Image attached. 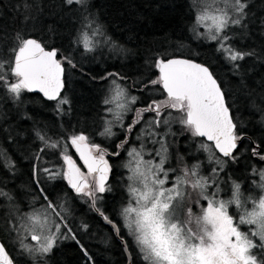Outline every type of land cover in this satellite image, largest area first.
<instances>
[{
    "label": "trees",
    "instance_id": "obj_1",
    "mask_svg": "<svg viewBox=\"0 0 264 264\" xmlns=\"http://www.w3.org/2000/svg\"><path fill=\"white\" fill-rule=\"evenodd\" d=\"M247 2L249 15L241 25H230L227 30L229 43L238 51L254 50L257 56L236 62L240 68L235 69L234 62L226 58L228 53L217 50V42L197 33L193 0H85L84 4L73 5H67L65 0H0V55L15 46L14 37L20 34L39 40L47 49H59L57 59L67 56L72 61L63 64L61 96L67 97L69 103L59 110L55 100L27 90L16 98L0 84V190L7 193L0 196V241L13 264H126L127 253L130 264H147L121 225L120 211L129 186L123 166L125 151L138 142L139 129H144L155 114L144 113L131 134L125 129L136 118V109L146 107L152 100L166 99L162 86L149 83L158 77L154 66L158 58L182 56L209 67L221 83L237 123V134L244 136L233 150V159L219 155L211 143L175 123L165 140L170 160L164 167L177 171L179 165L181 169L198 165V176L208 181L211 176L209 186L224 185L220 196L229 197L234 184L240 185L245 196L256 194L254 172L264 169V0ZM89 21L94 23L90 25ZM87 36L92 39L90 51L84 48ZM108 73L118 76L108 77ZM7 79L15 82L12 76ZM113 79L126 95L138 99L129 105L131 111L121 126L113 128V135H102L113 102L106 105L104 101L111 89L110 97L115 95L109 87ZM169 112L172 114V109L164 110L162 121ZM163 129L161 123L159 133ZM37 132L58 146L45 148ZM80 133L88 137L89 146L100 145L111 153H120L110 159L106 187L111 191L99 194L95 207L119 228L126 251L111 227L94 211L89 197L69 188L62 176L49 179L42 171H62L65 154L78 162L69 138ZM126 138L128 142L117 148ZM253 148L260 155H254ZM39 188H44L48 199L57 205L63 227L52 252L31 260L20 246L19 232L9 231L6 225L17 224L16 218L24 210L46 208Z\"/></svg>",
    "mask_w": 264,
    "mask_h": 264
},
{
    "label": "snow or ice",
    "instance_id": "obj_2",
    "mask_svg": "<svg viewBox=\"0 0 264 264\" xmlns=\"http://www.w3.org/2000/svg\"><path fill=\"white\" fill-rule=\"evenodd\" d=\"M65 3L84 4L85 0H65ZM219 3L223 4V7H220L216 0L207 4L197 16V22L205 24L208 37L219 45L217 50L228 53L226 58L234 62L233 68L239 69L240 64L236 62L244 60L245 57L257 56V53L254 50L243 52L234 49L229 43L231 37L227 30L230 25L242 24L244 17L249 15L247 11L249 5L247 0H219ZM92 23L94 21H89L90 25ZM261 24L264 25V19L261 20ZM244 27L247 25L244 24ZM14 40L15 46L0 55V84L16 98L20 97L23 90L36 91L42 93L48 100L57 101L58 110L62 105L68 104L67 97L61 96L64 88L63 64L65 62L72 64V61L67 56L57 59L59 49L48 50L44 44L31 36L16 34ZM84 48L91 50L87 38L84 40ZM154 66L159 70V76L149 83L162 86L166 99L152 100L146 107L136 109V118L127 126L126 131L131 134L144 113L155 114L148 122L150 126L158 127L161 123L169 125L171 112L163 121L162 113L165 109L176 110L182 114L179 123L190 129L193 136L206 137L223 156L235 159L233 150L237 149V142L243 140L244 136L243 133L237 134V123L234 122L221 83L209 67L192 59L181 58H158ZM8 76L14 77L15 82L9 83ZM114 76L118 74L108 73V77ZM112 85L115 97L106 98L104 103L110 104L113 99L123 100L117 104L115 110L117 121L122 122V112L130 111L129 105L135 104L138 98L127 97L126 90L116 79L112 80ZM108 111L112 112L114 109L110 107ZM110 124L111 122L102 135H113ZM37 137L44 143L45 148L58 146L57 142L50 143L39 132ZM69 139L79 153L87 173L81 172L73 158L66 154L63 155L66 170L53 171L44 168L42 171L49 179L62 176L77 194L89 197L95 208L99 194L111 191L106 187L111 168L105 159V150L99 145L89 146L86 143L88 137L83 133L74 134ZM127 142L126 138L117 145V148H122ZM158 142L162 145L161 150L156 153L160 157L158 163L145 161L142 153L135 148L127 153L131 158L126 165L131 172L128 177L131 182L128 188L131 200L128 206L122 209L121 215L124 227L134 236L135 243L143 254V261L147 264H264V252L259 258L251 254L254 248L264 249V198L255 203L251 212L246 211L244 215L239 216L238 222H234L233 216L228 213V206L233 203L238 207L242 206L240 185L234 184L232 200H217L215 196L219 188L211 196L206 194L208 178L199 177L198 165H194L191 171L185 168L182 176H176L171 186H166L169 183V173H175L176 170H165L167 149L164 147L163 139ZM201 147L210 150L207 145L202 144ZM93 150L98 155H93ZM40 151L43 152L44 149ZM252 151L254 155H260L256 148ZM112 155L119 156L120 153L115 152ZM35 158L40 157L37 155ZM261 159H264V156H261ZM261 175L264 176V173ZM88 176L93 177L91 182ZM39 183L37 179L36 184ZM189 183L192 189L199 190L206 202V207L201 208V215L194 213L195 205L185 210L186 185ZM39 192L46 201L43 222L34 213L25 214L20 217L17 224L6 227L9 231H24L29 234L30 239L36 244L29 247L21 239V248L29 253L44 256L52 252L57 239L60 238L57 234L61 230L60 223L55 224V231L49 228L47 215L51 213L60 217L61 223L63 217L56 211L57 205L48 199L45 189L39 188ZM0 196H7V193L0 190ZM199 203L197 200L196 204ZM96 210L100 212L99 209ZM100 215L107 223L113 224L102 212ZM193 221L196 230L191 226ZM241 224L255 225L256 228L250 233H244L240 231ZM83 227L86 229L87 225ZM113 228L119 234V228L115 224ZM68 232H71V229H68ZM249 236L258 237L259 244L254 243ZM71 238L75 239V235ZM0 264H13L4 243H0Z\"/></svg>",
    "mask_w": 264,
    "mask_h": 264
},
{
    "label": "rangeland",
    "instance_id": "obj_3",
    "mask_svg": "<svg viewBox=\"0 0 264 264\" xmlns=\"http://www.w3.org/2000/svg\"><path fill=\"white\" fill-rule=\"evenodd\" d=\"M193 1L195 3V18H194V24L195 25L194 26L197 29V33L199 35H201L204 38L209 40L210 38L208 37V34H207L208 33V29L205 27L204 23H202V22L198 23L197 22V16L201 14L202 9L207 4L212 3V0H193ZM216 3L220 7H223V4L219 3V0H216ZM85 38H87L88 42L92 41V39L89 38L88 36L84 37V40H85ZM109 87L113 88L112 80L110 81V86ZM111 93H112V89H111L110 93H108L109 97H110ZM114 97H115V95H114ZM127 97H131V96L127 95ZM112 101L113 102L110 105V107L113 108L114 111L109 112L110 113V117H108L109 119L107 120V125H108L107 127H109V122H111V124H110L111 131L113 130L114 127H120L121 124L124 122V119H125L126 115L131 111L130 110V111L122 112V122H118L117 118L115 116V110H116L117 104L118 103H122L123 100L113 99ZM172 111H173L172 112V117L170 118L169 125H165V124L162 123V125L164 126V129H163L162 132L159 133V130H158L159 126L157 127V129H155L156 126H150L149 123L147 124V126L144 129H143V127H141L139 129V132L136 134V135H138V142L137 143H133L125 151V157H124L123 166H124L125 174H126V183H128V184L131 183L129 181V179H128V177L131 175V172H130V169L126 166L129 163V160L131 159L127 155V153L131 149L135 148L137 151H140L142 153L143 159L145 161H153V163H158L159 162L160 157L157 156L156 153L161 150L162 145L158 141L163 139L164 147H166V144H165L166 141L165 140H166V138H168V135H170L171 126L174 125L175 123H179V118L182 115L181 113L177 112L176 110H172ZM154 117H155V115L153 116V118ZM147 134H148V137H145ZM166 157H167V159L170 160V156L167 155V153H166ZM167 159H166V161H167ZM185 168H187V167L184 166V168L181 169V166L179 165L177 167V171H175V173L170 172L169 173V183L166 184V186H171V182L174 181L176 176H182L183 175V170ZM168 169H170V168L165 167V170H168ZM187 169H189L191 171V168H187ZM64 170L65 169H63L62 171H64ZM81 172L87 173L86 170H81ZM262 173H264V169L263 168L260 169V170H257L256 172H254L253 180H255V183L257 184L256 185L257 186V191L255 192L256 194L253 195V194L249 193V194H247L245 196L244 193L242 191H240V200H241V205L242 206L238 207L234 203L230 204L228 206V213H229V215L233 216L234 222H238L239 216L240 215H244L246 211L247 212H251L253 210L254 206H255V203H258L259 199L264 198V176L261 175ZM199 177H204V176L200 175ZM87 178L89 180L90 176H88ZM208 183L211 184V176H210V180L208 181ZM128 188H129V186H128ZM217 188H219V192H220V190L221 191L223 190L224 185H222V186H218V185L213 186V185H211V186L207 187L206 194L211 196L213 193L217 192ZM231 189H232V187H231ZM232 190H234V189H232ZM186 191H187V197H186V203H185V210L187 209V207H191V206L195 205V207L193 208L194 213L196 215H201L202 214L201 213V208L202 207H206V202L202 199V197H201V195L199 193V190L198 189L197 190L192 189L191 184L189 183L188 185H186ZM127 192H128V197H127L126 203L123 206V208L128 206V204H129V202L131 200V195H130L128 189H127ZM219 192L216 194L215 199L222 200V201H230V200H232L233 193L229 197L228 196L226 197V196H220ZM197 200L200 201L199 204H196ZM44 209L45 208H34V209L24 210L23 212H21L22 214H20V217H22L25 214H33L34 213V214H36L39 217L41 222H43L44 215H45ZM122 209L120 211V221H121V225L124 227L123 217L121 215ZM20 217H18V219L16 218V220L19 221ZM47 219H48V226H49V228H51L52 231H55V224H57V223L61 224V230H62L63 223H61L60 217H57L54 214L48 213ZM191 226L193 227V230H196L194 221H193V224ZM255 228H256L255 225H247V224H241L240 225V231L244 232V233H250V231H254ZM124 229L126 230L127 234L132 238V240L135 242L134 236L129 234V232L126 229V227H124ZM61 230H60V233L57 234L59 237L61 236ZM18 235L23 240V243L28 245L29 247H32L33 245L36 244L35 241H32L30 239V235L27 234L26 232L21 231V232L18 233ZM19 236L17 238L18 241L21 240L19 238ZM249 238L253 239L254 243L259 244V238L258 237L249 236ZM23 250L26 251L25 249H23ZM26 252L32 257L31 260H36L37 258H39V256H41L39 253H29L28 251H26ZM262 252H264V249H260L259 247L254 248V249L251 250V254L257 255L258 258L261 256ZM142 257H143V254H142Z\"/></svg>",
    "mask_w": 264,
    "mask_h": 264
},
{
    "label": "water",
    "instance_id": "obj_4",
    "mask_svg": "<svg viewBox=\"0 0 264 264\" xmlns=\"http://www.w3.org/2000/svg\"><path fill=\"white\" fill-rule=\"evenodd\" d=\"M48 50H51V49H48ZM171 58H181V59H190V58H186V57H182V56H173V57H168L167 59H171ZM193 60V59H192ZM195 62H197V63H200V64H203V63H201V62H198V61H196V60H194ZM205 65V64H204ZM206 66V65H205ZM158 70V69H157ZM158 76H159V70H158ZM34 92H36V91H34ZM36 93H39V92H36ZM41 96H43V94L42 93H39ZM44 97V96H43ZM44 98H46V97H44ZM47 99V98H46ZM200 138H202L204 141H206V142H209V143H211V145H212V147L214 148V150L219 154V155H221V156H223V154L222 153H220L219 152V150L218 149H215V147H214V143L213 142H210V141H207V138L206 137H200ZM71 143V142H70ZM87 143V142H86ZM238 143V142H237ZM88 144V143H87ZM89 145V144H88ZM72 148H73V150H74V152H75V154H76V156L78 157V159L81 161V163H82V165H83V161L80 159V156H79V153L76 151V148L75 147H73L72 146ZM92 154L93 155H96V153L95 152H92ZM63 159V158H62ZM63 163H64V161H63ZM77 165V164H76ZM78 166V165H77ZM85 169H86V167H84ZM64 169L66 170V165H65V163H64ZM86 172H87V169H86ZM96 175H98V174H96ZM90 179L91 180H89V182H91L92 180H93V177L92 176H90ZM107 182V181H106ZM67 185H68V183H67ZM68 187L69 188H71L69 185H68ZM73 190V189H72ZM75 191V190H74ZM91 201V200H90ZM91 205H92V202H91ZM93 207V206H92ZM94 209V211L96 212V213H98L99 215H100V212H98L97 210H96V207L95 208H93ZM100 217H101V219L105 222V223H107L103 218H102V216L100 215ZM110 227H111V229L113 230V234H114V236L116 237V238H118L119 239V241H120V243L122 244V246H123V248L125 249V251H126V246H125V243H124V240L121 238V237H119V235L117 234V232L114 230V228H113V224H109V223H107ZM117 227V226H116ZM0 243H1V241H0ZM10 256V255H9ZM126 264H130V259H129V255H128V253H127V262H126Z\"/></svg>",
    "mask_w": 264,
    "mask_h": 264
},
{
    "label": "flooded vegetation",
    "instance_id": "obj_5",
    "mask_svg": "<svg viewBox=\"0 0 264 264\" xmlns=\"http://www.w3.org/2000/svg\"><path fill=\"white\" fill-rule=\"evenodd\" d=\"M109 115H110V113H109ZM128 115V114H127ZM135 117H136V113H135ZM100 146V145H99ZM100 148L101 149H104L105 150V159L108 161V164H109V166L111 165L112 166V164H111V162H110V159H111V156H112V153L110 152V150H108L107 148H103V147H101L100 146ZM93 152H95L96 153V155H98V153L94 150ZM78 159V158H77ZM79 160V159H78ZM75 161V160H74ZM76 162V164L78 165V167H80V169L81 170H86L85 168H84V166L82 165V163H81V161L79 160L78 162L77 161H75ZM91 180V179H90Z\"/></svg>",
    "mask_w": 264,
    "mask_h": 264
}]
</instances>
